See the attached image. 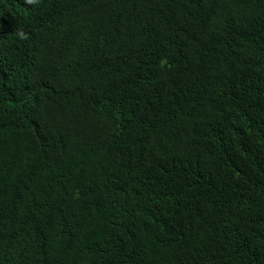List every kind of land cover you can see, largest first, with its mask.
<instances>
[{
	"label": "trees",
	"instance_id": "16d2710c",
	"mask_svg": "<svg viewBox=\"0 0 264 264\" xmlns=\"http://www.w3.org/2000/svg\"><path fill=\"white\" fill-rule=\"evenodd\" d=\"M255 225L264 0H0V264H264Z\"/></svg>",
	"mask_w": 264,
	"mask_h": 264
},
{
	"label": "clouds",
	"instance_id": "9594fccd",
	"mask_svg": "<svg viewBox=\"0 0 264 264\" xmlns=\"http://www.w3.org/2000/svg\"><path fill=\"white\" fill-rule=\"evenodd\" d=\"M38 2V0H27V3H29V4H35V3H37ZM21 35V38H26L23 34H20ZM239 198L240 199H243L244 198V196L241 194L240 196H239ZM244 202V201H243ZM229 207H237L238 206V204H236V203H229V204H227ZM255 231H257V232H259L260 234L261 233H264L263 232V230H262V228L261 227H259L258 225H255Z\"/></svg>",
	"mask_w": 264,
	"mask_h": 264
}]
</instances>
